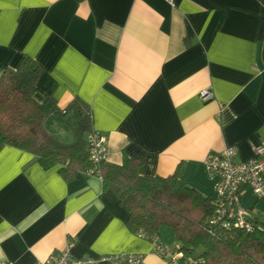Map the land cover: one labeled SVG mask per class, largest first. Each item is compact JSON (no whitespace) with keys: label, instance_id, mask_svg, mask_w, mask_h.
<instances>
[{"label":"crops","instance_id":"1","mask_svg":"<svg viewBox=\"0 0 264 264\" xmlns=\"http://www.w3.org/2000/svg\"><path fill=\"white\" fill-rule=\"evenodd\" d=\"M26 55L42 68L34 98L66 111L45 120L54 138L76 140L78 100L107 138V163L141 158L144 174H176L212 203L220 176L206 155L235 146L247 160L264 143V0H0V71ZM240 204L264 226V197L245 188ZM127 218L100 177L68 181L0 148V261L39 264L69 245L95 259L83 264H129L111 258L129 253L167 264ZM166 230L162 241L176 244Z\"/></svg>","mask_w":264,"mask_h":264},{"label":"trees","instance_id":"2","mask_svg":"<svg viewBox=\"0 0 264 264\" xmlns=\"http://www.w3.org/2000/svg\"><path fill=\"white\" fill-rule=\"evenodd\" d=\"M41 70L40 64L26 55L17 68L0 71V148L12 146L32 153L43 168L58 166L68 181L76 173L99 176L103 187L111 189L128 212L126 223L131 231L160 237V227L166 226L176 244L187 255L203 259L204 264H264V226L254 217L251 231L210 224L214 203L176 174L146 175L141 158L123 165L104 161L90 173L94 165L84 138L90 129L87 107L75 99L70 104L78 117L73 143L65 144L49 134L46 118L65 109L52 97L41 102L34 98Z\"/></svg>","mask_w":264,"mask_h":264},{"label":"built area","instance_id":"3","mask_svg":"<svg viewBox=\"0 0 264 264\" xmlns=\"http://www.w3.org/2000/svg\"><path fill=\"white\" fill-rule=\"evenodd\" d=\"M166 1L172 3V0ZM201 96L204 99H210L212 93L209 90H204L201 92ZM64 113L65 111L62 112V114ZM85 140L89 159L94 165L89 172L93 173L96 167L107 159V138L99 131L91 129L86 134ZM253 151V155L248 160L239 159L235 146H227L221 151L206 155L204 163L207 171L220 176L217 188L218 197L214 202L215 208L209 219L210 224L223 227L234 226L246 231L253 229V216L248 208L240 204V195L245 188H248L255 197H264V143L256 146ZM137 235L147 239L151 243L152 251L164 259L167 264H204L203 259L187 255L178 244H165L156 233L150 235L139 230ZM119 257L129 264H139L142 260V254L137 253L115 255L111 258ZM94 260L75 257L68 245L64 250L51 254L39 264H83ZM0 264L8 263L0 261Z\"/></svg>","mask_w":264,"mask_h":264},{"label":"rangeland","instance_id":"4","mask_svg":"<svg viewBox=\"0 0 264 264\" xmlns=\"http://www.w3.org/2000/svg\"><path fill=\"white\" fill-rule=\"evenodd\" d=\"M65 144H69V143H65ZM160 229H162V231H163L164 229H167L166 231H170V229H169L168 227H166V226H161Z\"/></svg>","mask_w":264,"mask_h":264}]
</instances>
